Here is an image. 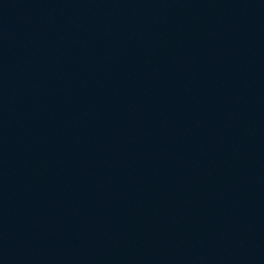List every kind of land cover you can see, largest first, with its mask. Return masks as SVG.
<instances>
[{
    "label": "water",
    "instance_id": "obj_1",
    "mask_svg": "<svg viewBox=\"0 0 264 264\" xmlns=\"http://www.w3.org/2000/svg\"><path fill=\"white\" fill-rule=\"evenodd\" d=\"M0 264H264V0H0Z\"/></svg>",
    "mask_w": 264,
    "mask_h": 264
}]
</instances>
